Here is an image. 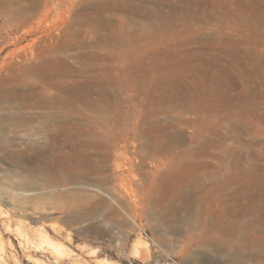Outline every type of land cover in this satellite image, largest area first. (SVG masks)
Instances as JSON below:
<instances>
[{"label": "rangeland", "instance_id": "374dc122", "mask_svg": "<svg viewBox=\"0 0 264 264\" xmlns=\"http://www.w3.org/2000/svg\"><path fill=\"white\" fill-rule=\"evenodd\" d=\"M30 1L0 0L1 15H32L0 29V85L30 56V36L15 37L49 2L44 24L79 38L61 55L91 73L113 63L115 95L92 87L103 113L0 97V264H264V240L222 230L225 201L264 218V0Z\"/></svg>", "mask_w": 264, "mask_h": 264}, {"label": "bare ground", "instance_id": "6f19581e", "mask_svg": "<svg viewBox=\"0 0 264 264\" xmlns=\"http://www.w3.org/2000/svg\"><path fill=\"white\" fill-rule=\"evenodd\" d=\"M31 3L29 4V6H27V8H35L36 2L35 0L30 1ZM53 3V2H52ZM5 4V3H4ZM93 4V3H92ZM25 5V4H24ZM49 5V2H45V13H44V18L42 19V21L40 23H38L37 25H33V24H26L27 28L24 29L23 33L21 35H17L15 37V41L19 42L23 39H26V36L29 35L30 37L27 39V42L25 43L24 46L20 47L21 50L24 51H28L26 52V55H30L28 58H25V61H22L21 65L19 67L16 68V71L14 72V74H11L10 77L6 78L4 80V82L2 83V85H0V97H6L8 99H11L13 101H18L17 106H21V105H26L29 103V101H33L31 104V106H35V105H44L45 103H49V99L48 101H44L42 100V96L49 98V97H53L54 99H52V103H57L59 102V104H64L66 103H77V102H85L91 106H93L94 108H96L98 110L99 113H103L105 112V108H104V104L107 103L106 99H101V98H96L94 97L93 94H95L94 92V88L92 89L93 86H97L96 87V93L99 94H106V95H110L113 94L115 95V92L113 91L111 87V83L110 80L113 79V77L115 76V71H112L115 69L114 64H109V65H105L96 67L93 66L95 64H91L93 67L92 69L94 70L93 73H91L90 71H88V67L90 65H88V67L83 66L82 64V68H73L71 65L69 66L68 62H67V57H65L63 54L61 55L62 51L67 47V44L71 43V42H77L78 41V34L77 32H75L72 28L71 29V25L69 23V26L67 23H62L61 26L63 27H55V28H51L48 27L47 25L44 24V20L47 16V13L50 11L51 7ZM246 5V4H245ZM112 6V5H111ZM128 7V6H127ZM38 8V7H37ZM27 9L25 7H23L21 5V7L18 10L15 9H11L9 8L7 11L4 10L3 14H0V29L1 27L4 28L8 27V26H12L14 27L16 24H14V22H11L12 20H14L15 17L20 16V19H24L29 21L28 17H31V13H27L25 14ZM121 10V9H120ZM34 11V9H33ZM28 12V11H27ZM31 12V10H30ZM2 13V12H1ZM22 16V17H21ZM99 16V14H98ZM169 17V16H168ZM261 17V16H260ZM79 18V17H78ZM90 18V17H89ZM92 19H96L97 18H92ZM264 19V18H263ZM22 20H18L17 17V21H22ZM23 20V21H25ZM101 20V19H99ZM22 21V22H23ZM72 21V20H71ZM90 21V20H89ZM159 21V20H158ZM77 22V21H74ZM80 23V22H78ZM92 23V22H91ZM96 23V22H95ZM98 23V22H97ZM25 24V23H24ZM23 24V25H24ZM44 24V25H43ZM14 25V26H13ZM22 24H20L21 26ZM49 25V24H48ZM76 25V24H75ZM96 25V24H95ZM263 25V24H262ZM18 26V24H17ZM19 26V28H20ZM98 26V25H97ZM96 26V28H97ZM110 26V25H109ZM103 27V26H102ZM16 28V27H15ZM18 27L16 28V30L18 31L19 29ZM78 29V28H76ZM151 29V28H150ZM264 29V28H263ZM2 30V31H3ZM80 30V29H79ZM103 30V29H102ZM152 31V30H150ZM1 32V31H0ZM82 32V31H81ZM111 33V32H110ZM117 33V32H116ZM112 35V34H111ZM81 36V34H80ZM162 36V35H161ZM84 37V36H83ZM110 37V36H109ZM134 37V36H133ZM112 39V38H110ZM97 41V40H95ZM102 42V41H101ZM113 42V40H112ZM111 42V43H112ZM100 44V42H99ZM75 45V44H74ZM84 45V44H83ZM69 46V45H68ZM71 46V45H70ZM81 48V47H80ZM86 52V51H85ZM77 53V52H76ZM84 53V52H82ZM84 58H91L95 60L97 59V55L95 54H83ZM82 55V56H83ZM72 56V55H71ZM100 56V55H99ZM251 56V55H250ZM102 57V56H101ZM99 58V57H98ZM111 58V57H110ZM203 58V57H202ZM71 59V58H70ZM80 59V58H78ZM101 59V58H100ZM108 59V58H107ZM106 59V60H107ZM113 59V58H111ZM69 60V59H68ZM76 60V59H75ZM81 60V59H80ZM86 61V60H85ZM110 61V60H108ZM72 62V61H71ZM84 63V62H83ZM92 63V62H90ZM94 63V62H93ZM101 63V61H100ZM76 64V63H75ZM86 64V63H85ZM97 64V63H96ZM259 64V63H258ZM80 65V64H79ZM76 65V66H79ZM101 65V64H100ZM102 67V68H101ZM86 69H88L86 71ZM101 71H100V70ZM241 69V68H240ZM97 70H99L101 73H95ZM222 70V69H221ZM90 72V73H87ZM197 72V71H196ZM79 74H81V79H79L78 77L75 78L73 77L75 76H79ZM84 74H92L90 76H85ZM105 74L104 77H107L106 83H109L110 86L109 87H102L103 85V80L101 75ZM206 74V73H205ZM224 75V74H223ZM245 78L247 80H251V78L253 77L252 74H244ZM135 75H131L130 77H133ZM142 76V80L140 84H142V86H145V81L147 79V77L149 78V76L147 74H143ZM200 76V75H199ZM222 74H211L210 76H205L202 77V80H207L209 79V81L211 80V84L210 86H212L213 88L219 85L221 81H219L220 83H217L218 81V77L221 78ZM228 76V75H227ZM226 76V77H227ZM225 78V77H224ZM223 78V80H225ZM217 79V80H214ZM233 79V78H232ZM253 79V78H252ZM148 80V79H147ZM222 80V79H220ZM228 80H230L228 78ZM228 80H225L228 82ZM135 81V80H134ZM216 83H213L215 82ZM204 82V81H202ZM206 82V81H205ZM108 84V85H109ZM206 84V83H204ZM226 84V83H224ZM230 84V83H229ZM232 84V83H231ZM230 84V85H231ZM102 85V86H101ZM134 85V84H133ZM228 85V84H227ZM141 86V85H140ZM209 85H205L203 86L204 89H207L210 87ZM225 86V85H222ZM232 86V85H231ZM211 87V88H212ZM228 87V86H227ZM42 88V90H41ZM230 88V87H229ZM203 89V90H204ZM228 89V88H227ZM211 90V89H209ZM205 91V90H204ZM218 91V90H217ZM223 91V90H222ZM226 91V90H225ZM212 92V91H211ZM214 92V90H213ZM204 94V92H202ZM209 93V92H208ZM218 93V92H217ZM206 94V92H205ZM212 96V95H211ZM225 96V95H224ZM68 98V99H67ZM2 99V98H1ZM109 100V99H108ZM116 100V99H115ZM225 100V99H224ZM21 104V105H20ZM110 104V103H109ZM224 104V109L225 111L227 110V108H229V106L231 107L230 104L226 103H222ZM77 105V104H76ZM75 105V106H76ZM81 105V104H80ZM213 105V104H212ZM210 104V106H212ZM221 105V104H220ZM8 106V105H7ZM18 106V109H20ZM27 106V105H26ZM52 106V105H51ZM73 106V105H72ZM24 107V106H23ZM209 107V106H208ZM207 107V108H208ZM213 107V106H212ZM219 107V105H218ZM222 107V106H220ZM25 108V107H24ZM45 108H48V106ZM117 108V107H116ZM22 109V108H21ZM214 109V108H213ZM217 109V108H216ZM215 109V110H216ZM223 109V108H222ZM223 109V111H224ZM27 110V109H26ZM73 110V109H72ZM22 111V110H21ZM30 112V111H29ZM19 113V112H18ZM23 113V112H22ZM25 113V112H24ZM107 113V112H106ZM18 115V114H17ZM16 115V116H17ZM39 115V114H38ZM47 115V113H46ZM25 116V115H24ZM43 115H41L42 117ZM52 116V115H51ZM33 117V118H32ZM39 117V116H38ZM17 120L22 119L23 120V114H19L17 117ZM47 118V117H45ZM49 118V117H48ZM47 118V119H48ZM27 121L29 119H35L34 114L32 116H29L27 118ZM46 119V120H47ZM53 119V118H52ZM58 118H55V120ZM49 120V119H48ZM59 120V119H58ZM65 120V119H64ZM211 120V119H210ZM214 120V119H213ZM212 120V121H213ZM21 121V120H20ZM35 121V120H34ZM54 121V120H53ZM48 122V121H47ZM216 122V121H214ZM210 124V123H209ZM212 124V122H211ZM158 125V124H157ZM160 126V125H159ZM215 127V126H214ZM223 127V126H222ZM155 128V127H154ZM216 130V129H215ZM176 131V130H175ZM203 131V130H202ZM160 128L156 127V133L157 136H160ZM167 132V131H166ZM200 133V132H199ZM171 139L173 142L178 141L177 138H174L176 134L170 133ZM56 135V134H55ZM158 138V137H157ZM169 139V138H168ZM183 139V138H182ZM207 140V139H206ZM205 140V141H206ZM51 141V140H50ZM71 141V140H70ZM158 141V140H157ZM163 141V140H162ZM171 142V141H170ZM180 142V140L178 141ZM208 142H212L211 140H208L207 142H205V144H207ZM214 142V141H213ZM59 143V142H57ZM215 143V142H214ZM54 144V143H53ZM74 145V144H73ZM55 146V145H54ZM68 146V145H67ZM208 146V145H207ZM206 150V149H205ZM152 151V150H151ZM155 152H158V150H153ZM200 151V150H199ZM199 153V152H198ZM206 153V152H205ZM210 153V152H209ZM38 154V153H37ZM80 154V153H79ZM154 154V153H153ZM200 154V153H199ZM202 154V153H201ZM81 156V155H80ZM43 157V156H42ZM63 157V156H62ZM74 158V157H73ZM199 162V161H198ZM197 162H190L189 164L194 165ZM201 163V161H200ZM203 163V161H202ZM204 164V163H203ZM202 164V165H203ZM205 164H207L205 162ZM185 165V164H184ZM187 165V164H186ZM190 165V166H191ZM200 165V164H199ZM197 166V165H196ZM205 166V165H204ZM201 167V166H200ZM203 167V166H202ZM55 168V167H54ZM186 178V177H185ZM227 178V177H226ZM188 180V179H187ZM251 186V185H250ZM182 187V186H181ZM215 187V186H214ZM184 190V187H182ZM211 189V188H209ZM208 189V190H209ZM254 189V188H253ZM182 190V189H181ZM190 190V189H189ZM216 190V189H215ZM243 190V189H242ZM210 191V190H209ZM221 191V190H220ZM263 191V190H261ZM186 192V190H185ZM190 192V191H189ZM193 192V191H192ZM226 192V191H225ZM259 192V191H258ZM181 193V192H180ZM209 193V192H208ZM213 193V192H211ZM210 193V194H211ZM186 194V193H185ZM189 194V193H188ZM235 194V193H234ZM247 194V193H246ZM192 195H194L192 193ZM191 195V196H192ZM227 195V194H226ZM181 196V195H180ZM183 196V194H182ZM189 196V195H188ZM187 196V197H188ZM190 196V197H191ZM235 196V195H234ZM193 197V196H192ZM180 198V197H179ZM194 198V197H193ZM233 198V197H232ZM237 198V197H236ZM244 198V197H243ZM251 198V197H250ZM257 198V197H256ZM185 199V198H184ZM193 200V199H192ZM226 200V199H225ZM229 200V199H228ZM240 200V199H239ZM258 200V199H257ZM251 201V205H254L256 202L254 201V199H250L249 202ZM193 202V201H192ZM226 202V201H225ZM224 202V207H223V215L227 216V220L226 222H224L225 224H223L222 226V230L223 232L228 236H236L239 235L240 237H242V230L244 232V236H247L250 240L252 244H255L257 242H261L262 240H264V218L260 215L258 216H253V218H248L245 220H242V217H244L246 215V213H248L249 208L246 207L248 206V204L246 203V205H238L237 207H232V205L230 206L229 204H226ZM234 202V201H233ZM238 202V201H237ZM246 202V201H245ZM228 203V202H227ZM244 204V203H243ZM222 205V204H221ZM182 206V205H181ZM219 206V205H218ZM222 207V206H221ZM189 212V211H188ZM192 212V209H191ZM220 212V211H219ZM250 212V211H249ZM192 215V214H190ZM189 215V216H190ZM222 215V216H223ZM232 216V215H236L234 219L229 218L228 217ZM218 217V216H217ZM220 217V216H219ZM224 217V216H223ZM214 218V217H213ZM221 218V217H220ZM216 219V217H215ZM225 219V218H224ZM222 220V219H221ZM204 221V220H202ZM225 221V220H224ZM215 222V221H214ZM219 224V222H218ZM215 227V225H214ZM218 229L215 227V230ZM238 236V238H239ZM231 237V239H232ZM263 238V239H261ZM244 239V238H243ZM227 240H230L229 238ZM245 241V240H244ZM264 242V241H263Z\"/></svg>", "mask_w": 264, "mask_h": 264}]
</instances>
